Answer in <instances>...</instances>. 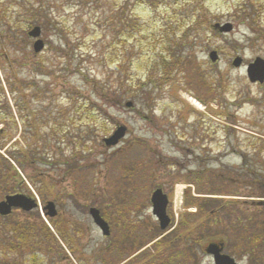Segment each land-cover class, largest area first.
I'll return each instance as SVG.
<instances>
[{"label": "rangeland", "instance_id": "rangeland-1", "mask_svg": "<svg viewBox=\"0 0 264 264\" xmlns=\"http://www.w3.org/2000/svg\"><path fill=\"white\" fill-rule=\"evenodd\" d=\"M41 4L48 16L38 21L45 46L39 54L34 40L8 41L0 32V119L4 93L15 149L36 148L41 157L23 177L16 172L23 181L41 175L42 220L51 225L43 209L54 203L51 220L75 237V256L66 249L54 263L146 264L133 258L155 243L136 252L147 234H163L151 204L161 189L174 219L170 232L187 213L200 229L177 242L175 255L189 250L194 257L177 264H214L205 251L211 244L238 264H264V234L255 244L264 222V84L250 83L246 70L264 60V0H32ZM21 9L0 0L1 17ZM120 10L138 22L133 38L119 25ZM226 25L228 33L216 28ZM185 34V65L177 68L167 59L166 38L179 42ZM237 59L240 67L233 66ZM120 127L125 138L107 147L104 139ZM178 186L182 194L189 187L195 196L213 193L201 197L217 202L197 218L195 207L184 206L186 195L176 201ZM91 208L109 224V237L93 223ZM201 233L209 238L197 244Z\"/></svg>", "mask_w": 264, "mask_h": 264}, {"label": "trees", "instance_id": "trees-1", "mask_svg": "<svg viewBox=\"0 0 264 264\" xmlns=\"http://www.w3.org/2000/svg\"><path fill=\"white\" fill-rule=\"evenodd\" d=\"M15 1L20 3L22 9L17 13L12 12L11 15L6 14L5 10L3 17H1L0 14V32L5 37H8V41L14 40L17 42L18 40H21L23 43H26L27 40H29L28 31L36 26L40 27L38 21L47 18L48 15L44 11L42 4L38 7H35L32 5V0ZM35 1H37V3L39 2V0ZM253 17L254 16L247 18V21L250 23V27L254 30L255 34L256 19L255 17L253 19ZM118 20L119 25L124 28L122 31L128 30L127 36L129 38H133L134 31L136 32L138 29V22L136 21L135 17L132 14H128L124 17V12L120 10V16ZM186 38H188L187 34H185L182 38L183 41L180 40L179 42L169 40L168 37L166 38V53L168 55L167 59L170 60L169 62L177 68H182L185 65V58L182 56L183 50L181 45L187 41ZM4 58L5 56L0 54L1 65ZM167 59H162L164 61L163 66L165 71L167 68ZM165 71H162V74H164ZM2 96L4 100L1 110L6 111L7 114H2L3 118L0 119L1 124L4 125L3 129L0 130V152L4 151V153H6L5 156L0 153V201L5 197L14 194H26L29 197H34L25 182L16 172L10 160L13 161L16 166H18L21 172L27 174V167L37 166V161L40 160L38 158L41 157L35 154L38 150L36 148L28 149V151L25 152L15 149L16 142L12 143L13 139L12 136L8 134L7 128L10 126L11 129V125H16V123L14 121L7 96L4 93ZM198 100L199 102H202V100ZM120 102L121 101H119V103ZM121 104L122 102L119 105ZM44 155L51 156L45 153ZM133 169H135V167L131 168V170ZM144 170L145 172L143 176L151 178L150 169ZM40 177V174H37L35 178L28 176L27 182L36 195L39 198L41 197L40 200L42 199L41 201L45 202L46 197L37 187L38 184L42 183V178L40 180ZM197 181L200 183L199 181H201V178L194 179V182ZM193 184L194 183H192V185ZM205 194L214 195L213 193H206L203 189H200L198 194L200 196L193 197L191 195V190L189 189L184 199V206L186 209L195 207L197 212L194 215L197 218L201 217L200 219L205 217L209 210L214 206L213 204L217 202L208 198H202L201 195ZM24 215L25 216L23 220L13 216V214L9 217L0 216V247H2L0 248V262H3L4 264H9L11 261H14L15 263L18 261L21 264H55L54 258H60L62 253L63 255L66 254L65 252L67 250L69 253L75 256L77 253L76 242L74 241L75 237L73 234H71V232L64 228V224H62L63 222L60 221L57 223L54 220L48 219L51 224V227H49L42 220L38 211L36 213H28ZM191 216L193 215L188 213L181 216V219L177 223L175 229L161 239L159 238L162 235L158 233L153 235H149L151 233L147 234V236L143 239L144 242L142 241L143 243H140L138 247L136 245V252L145 249L153 242L155 243L151 246V249L147 248L142 253H140L141 257H138L139 254L136 255L133 258L134 262L146 260V264H175V262L177 264L178 261L176 259L179 258H187L189 262L191 260L193 261L194 257L189 250H186L184 253L181 252L178 256L175 255L176 252L173 251L177 247V242L179 240H188L192 238L195 232L200 231L198 226L193 227L192 221L190 220ZM156 229L158 230V228ZM263 231L264 222H261L258 224V231L255 238L257 241L255 240V244L263 238ZM208 238L209 236L207 237L205 234L201 233V237L198 239L196 238L195 242H197V244H202ZM104 262H107V260ZM118 263L120 264V261H118Z\"/></svg>", "mask_w": 264, "mask_h": 264}, {"label": "water", "instance_id": "water-1", "mask_svg": "<svg viewBox=\"0 0 264 264\" xmlns=\"http://www.w3.org/2000/svg\"><path fill=\"white\" fill-rule=\"evenodd\" d=\"M221 33H228L231 31V26L226 25L225 27L217 26ZM29 37L36 39L37 41L34 44V52L40 53L44 49V43L39 40L41 37V29L39 27L34 28L30 33ZM212 63H215L218 60V53L212 52L209 56ZM242 64L241 59L234 61V67H240ZM247 76L251 83L264 84V60L257 58L252 64L247 67ZM128 108L132 107L131 103L127 104ZM127 133L126 127H120L116 132L109 138L104 140V144L107 147L115 148L120 142L125 138ZM153 215L157 218L160 223V229L162 231H167L170 226V218L167 216V206L168 198L163 193L162 190H157L153 193L151 198ZM38 208V204L32 198L27 197L26 195L17 194L10 195L5 197V199L0 202V216L8 217L12 214L13 210H20L25 213H30ZM46 211V216L50 219H53L57 216V211L54 203H48L44 209ZM90 216L94 224L100 229L104 237L110 236V227L108 223L101 217V213L96 208L90 209ZM206 254L213 258L214 264H238L230 256L223 254L222 248L218 245L211 244L206 249Z\"/></svg>", "mask_w": 264, "mask_h": 264}, {"label": "bare ground", "instance_id": "bare-ground-1", "mask_svg": "<svg viewBox=\"0 0 264 264\" xmlns=\"http://www.w3.org/2000/svg\"><path fill=\"white\" fill-rule=\"evenodd\" d=\"M186 99H187V100H190L191 102H193V103H195V104H197L194 100H192V99L189 98V97H186ZM182 190H183V188L180 187V186H178V188H177V192H176V197H177L176 201H177V202H180V199H181V196H182V193H183Z\"/></svg>", "mask_w": 264, "mask_h": 264}]
</instances>
